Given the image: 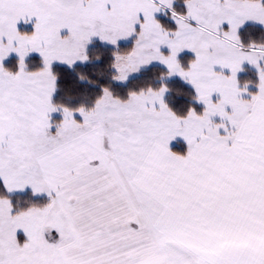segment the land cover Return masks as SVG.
Here are the masks:
<instances>
[{
  "label": "snow or ice",
  "instance_id": "6c2138e0",
  "mask_svg": "<svg viewBox=\"0 0 264 264\" xmlns=\"http://www.w3.org/2000/svg\"><path fill=\"white\" fill-rule=\"evenodd\" d=\"M0 264H264V0H0Z\"/></svg>",
  "mask_w": 264,
  "mask_h": 264
}]
</instances>
